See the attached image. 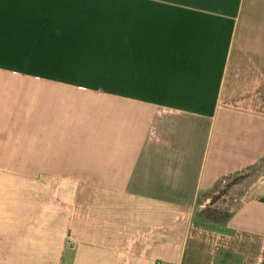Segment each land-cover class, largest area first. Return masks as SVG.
<instances>
[{
    "label": "crops",
    "instance_id": "crops-1",
    "mask_svg": "<svg viewBox=\"0 0 264 264\" xmlns=\"http://www.w3.org/2000/svg\"><path fill=\"white\" fill-rule=\"evenodd\" d=\"M0 264H264V0H0Z\"/></svg>",
    "mask_w": 264,
    "mask_h": 264
},
{
    "label": "rangeland",
    "instance_id": "rangeland-1",
    "mask_svg": "<svg viewBox=\"0 0 264 264\" xmlns=\"http://www.w3.org/2000/svg\"><path fill=\"white\" fill-rule=\"evenodd\" d=\"M251 172L253 171H246L244 173L228 177L226 181L221 182L208 191L206 194L211 198V203H215L214 208L218 209L219 212L229 214L235 209V207L241 204L245 198H248L247 192L245 193L244 190L249 187L250 182H248L247 178ZM262 172H258L257 177ZM234 185L237 186L234 188ZM236 192H240L242 196L236 197ZM234 199L237 201L233 202L232 200Z\"/></svg>",
    "mask_w": 264,
    "mask_h": 264
},
{
    "label": "trees",
    "instance_id": "trees-1",
    "mask_svg": "<svg viewBox=\"0 0 264 264\" xmlns=\"http://www.w3.org/2000/svg\"><path fill=\"white\" fill-rule=\"evenodd\" d=\"M215 203H211L207 209L199 213V216L203 219L209 220V221H214V222H224L227 221L230 217L229 214H224L222 212H219L218 209L212 207Z\"/></svg>",
    "mask_w": 264,
    "mask_h": 264
}]
</instances>
